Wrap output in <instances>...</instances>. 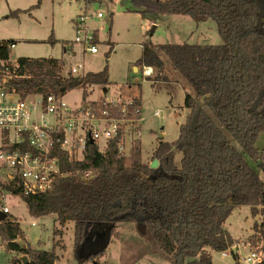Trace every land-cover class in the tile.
Wrapping results in <instances>:
<instances>
[{"label": "trees", "instance_id": "trees-1", "mask_svg": "<svg viewBox=\"0 0 264 264\" xmlns=\"http://www.w3.org/2000/svg\"><path fill=\"white\" fill-rule=\"evenodd\" d=\"M130 1L131 12L146 16L210 19L223 38L220 45L158 47L193 91L185 93L184 108L190 112L179 136L172 143L159 141L153 153L158 161L155 169L143 162L138 141L128 156L118 152L116 139L102 153L89 145L82 161H65L70 173L59 178L51 191L23 198L29 214L36 218L55 214L60 226L72 222L74 248L83 262L103 256L117 224L130 223L170 256L172 264H212V252L233 251L238 243L225 223L236 207L246 205L253 218L259 217L249 240L261 242L264 251V181L248 161L264 173V148L257 146L264 133V0ZM10 16L17 17L18 12ZM75 22L77 29L81 22ZM10 43L14 42H0V75L9 76L8 88L22 98L66 96L79 89L85 101L92 93L90 87L110 84L107 68L64 74L61 59L22 57L13 66ZM136 66L151 68L156 81H169L157 50L144 46ZM98 103L103 108L113 106L103 100ZM113 110L120 118L138 117L141 100L117 103ZM85 172H92L93 178L82 179ZM7 216L0 222V243L7 253L15 254L10 264H25L22 257L26 264H56L61 238L52 250L34 249L21 224ZM59 235L62 230L56 228L55 238Z\"/></svg>", "mask_w": 264, "mask_h": 264}, {"label": "rangeland", "instance_id": "rangeland-1", "mask_svg": "<svg viewBox=\"0 0 264 264\" xmlns=\"http://www.w3.org/2000/svg\"><path fill=\"white\" fill-rule=\"evenodd\" d=\"M131 9L130 0H42L39 6L38 0H0V42L15 43L10 54L11 64L22 57H43L61 59L64 74L77 66L82 67L80 75L107 68L110 84L90 87L92 93L85 101L79 89L68 93L65 100L72 108H78L91 101L127 105L132 99H140V117L127 129L139 131L136 136L139 138L137 141L142 160L151 164L161 136L170 143L177 140L180 126L190 112L184 108L185 93L193 92L167 56L159 51V45H220L223 38L216 23L210 19L198 22L188 15L146 16L131 12ZM14 12H18L17 17L10 16ZM75 21H84L85 29L77 31ZM86 31L94 34L92 45L98 49L96 54L86 51V44L76 42L78 32L84 39ZM144 46L158 51L165 63L169 81H156L153 70L148 78L144 74L145 69L136 66ZM64 47L68 52L64 51ZM210 115L222 127L218 119ZM235 146L242 152L237 143ZM257 146L264 148V133L260 135ZM180 160L181 154H177L176 161L180 163ZM248 161L264 181V173L253 161ZM6 206L10 209V216L21 224L32 248L52 250L55 241L61 238V245L55 249L59 257L56 264H172L170 256L158 250L139 226L130 223L117 224L103 256L95 261L83 262V256L74 248L72 222L60 226L55 214L32 217L19 197L9 198ZM256 220L259 217H252L249 206H239L233 210L225 229L238 241L239 258L236 260L232 249L227 250L225 258L221 252H212L214 264H257L246 260L252 252L264 256L262 243L249 240L254 233L252 228ZM56 228L62 230V236L55 238ZM85 252L90 251L85 249ZM14 256L7 253L0 243V264H10Z\"/></svg>", "mask_w": 264, "mask_h": 264}, {"label": "built area", "instance_id": "built-area-1", "mask_svg": "<svg viewBox=\"0 0 264 264\" xmlns=\"http://www.w3.org/2000/svg\"><path fill=\"white\" fill-rule=\"evenodd\" d=\"M80 22L77 31L85 29L84 21ZM93 41V33L86 31L81 39L78 32L76 42L86 44V51L96 54L98 49L92 45ZM9 48L14 49L15 44L10 43ZM12 64L15 66L16 63ZM81 70L82 67L77 66L70 72L80 75ZM144 74L152 75L146 70ZM8 78L0 75L1 213L10 214L6 202L11 197L23 199L51 191L59 178L70 173L64 168L65 161H82L89 145H95L102 153L110 141L116 139L118 152L128 156L134 142L139 140L136 136L139 131L129 128L140 116L118 117L113 108L121 102H107L113 105L111 109L101 107L100 100L72 108L65 96L30 95L22 98L8 88ZM81 176L86 181L93 178L92 172ZM222 256L227 257V252H222ZM246 260L259 264L264 256L252 252Z\"/></svg>", "mask_w": 264, "mask_h": 264}, {"label": "water", "instance_id": "water-1", "mask_svg": "<svg viewBox=\"0 0 264 264\" xmlns=\"http://www.w3.org/2000/svg\"><path fill=\"white\" fill-rule=\"evenodd\" d=\"M160 139H163V136L160 137ZM92 143V142H91ZM152 169H155L158 167V161L157 160H154L152 163H151V166H150ZM7 214H4V213H1L0 212V222L4 221L5 219H7ZM235 250V249H234ZM21 260L26 264L28 261H27V258L26 257H22Z\"/></svg>", "mask_w": 264, "mask_h": 264}, {"label": "crops", "instance_id": "crops-1", "mask_svg": "<svg viewBox=\"0 0 264 264\" xmlns=\"http://www.w3.org/2000/svg\"><path fill=\"white\" fill-rule=\"evenodd\" d=\"M235 239V238H234ZM237 248V249H236ZM235 249V250H234ZM233 251H234V253H237V258H236V260L239 258V245L238 244H236V247L235 248H233ZM227 252V251H226ZM221 256H222V252H221ZM223 257V256H222ZM223 258H225V257H223ZM212 264H214V259H213V263Z\"/></svg>", "mask_w": 264, "mask_h": 264}, {"label": "bare ground", "instance_id": "bare-ground-1", "mask_svg": "<svg viewBox=\"0 0 264 264\" xmlns=\"http://www.w3.org/2000/svg\"><path fill=\"white\" fill-rule=\"evenodd\" d=\"M145 70H146L147 74H151L152 73V69H150V68H146Z\"/></svg>", "mask_w": 264, "mask_h": 264}]
</instances>
